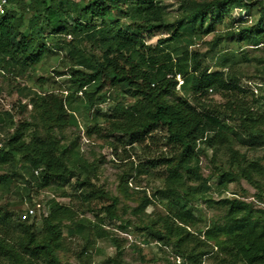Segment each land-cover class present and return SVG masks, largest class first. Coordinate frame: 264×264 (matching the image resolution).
<instances>
[{"label": "trees", "instance_id": "obj_1", "mask_svg": "<svg viewBox=\"0 0 264 264\" xmlns=\"http://www.w3.org/2000/svg\"><path fill=\"white\" fill-rule=\"evenodd\" d=\"M5 1L0 15V75L31 79L28 74L52 48L64 50L70 58V74L65 94L41 92L44 78L34 83L38 92L25 90L32 93L34 114L31 121L19 120L0 140V193L20 190L24 196L19 204L23 205L31 202L33 189L74 179L78 192L75 197L86 206L83 213H94L99 208L107 219L116 220L118 199L108 197L92 183L94 168L84 160L77 143L63 142L64 129L76 124L72 106L77 100L83 101L87 109L110 101L111 115L102 116L103 126L89 129L88 136L107 131L127 139L130 145L148 141L160 144L168 156L162 153L159 158L165 168L164 190L153 198H175L179 211L172 214L169 209L159 222L152 221L143 230L164 246H172L182 261L179 264H200L209 255L216 257L217 264H264V211L251 202L240 198L210 200L209 208L223 211L219 220L203 232L188 231L196 229L201 221L200 215L194 217L197 210L190 204L210 190L208 179L192 163L198 161L205 148L216 144L227 145L229 152L226 167L216 174L217 186L243 180L254 189L256 200L264 204V166L234 151L229 139L244 147L257 144L264 151V112L256 106L255 95L239 86L234 52L217 53L218 70L211 73L204 65V55L179 48L185 33L181 22L189 23L193 34L208 35L235 10L247 14L246 20H238V24L245 25L236 26L225 36L247 46L264 45L263 2L181 0L179 18L165 24L158 0ZM42 22L47 33L38 31ZM155 37L156 42L151 43ZM85 39L94 40L99 57L80 47ZM221 39L217 37L211 43L212 50ZM176 74L182 78L179 90ZM210 90L223 102L210 103ZM112 92L121 93V99L112 97ZM19 110L25 112L27 106L20 105ZM16 169L28 174L23 188L16 184ZM37 169L41 171L35 176ZM185 177L197 185L185 188ZM48 203L39 232L35 217L31 222L23 221L7 204L0 205V264H61L58 252L62 249L63 229L81 231L85 247L79 257L91 246L93 237L110 239L115 243V252L105 264H123L122 248L109 232L79 219L70 206L54 200ZM151 203L143 196L133 214L142 215ZM96 218L102 222L98 215ZM160 222L159 230L155 226ZM211 242L212 246L208 244Z\"/></svg>", "mask_w": 264, "mask_h": 264}, {"label": "rangeland", "instance_id": "obj_2", "mask_svg": "<svg viewBox=\"0 0 264 264\" xmlns=\"http://www.w3.org/2000/svg\"><path fill=\"white\" fill-rule=\"evenodd\" d=\"M77 1L87 2V0ZM180 1L158 0L165 24H171L179 18L181 13ZM251 1H261L264 4V0ZM26 18L28 19L29 16ZM246 19L247 14L243 11H232L228 14L225 23L216 25L215 32L208 35L199 34V36L192 33L189 23L181 22L180 27L185 33L179 48H186L191 53L204 55V65L209 67L208 70L211 73L218 70L215 65L217 53L234 52L236 56L234 73L237 75L238 84L255 95L256 106L264 112V45L247 46L237 38L225 36L227 32L240 25L238 20L241 22ZM243 25L245 24L240 26ZM22 30L25 31V29ZM38 31L48 32L45 22L41 23ZM217 37L222 38L221 42L212 50L211 43ZM156 38H153L151 43H155ZM68 41L69 39H65V42ZM80 47L86 52H93L96 58L100 56V50L96 47L94 40L85 39ZM69 59L64 50L52 48L43 61L35 67V70L28 74L31 79H15L11 75H0V140L13 130L19 120H32L34 114L30 102L32 93L29 95L27 91L28 89H31V92L38 90L34 87L38 78L45 79L41 92L60 91L65 94L68 86V75L70 74ZM182 94L186 98L189 97L187 93ZM111 95L119 99L122 96L119 92H112ZM127 101L129 100L125 99V102ZM208 101L212 104L223 102L221 96L216 92L210 93ZM20 105H26L27 110L20 112ZM112 108V102L106 101L94 108L87 109L83 101L77 100L72 106L76 124L64 129L63 142L66 145L71 141L77 143L84 160L94 168L91 174L92 183L97 188L102 189L108 197L118 199L116 220L107 219L104 214L100 213L99 208H96L94 213L88 211L83 213L82 211L85 210L86 206L75 197L78 192L74 179L51 183L37 191L33 189L30 193L31 202L23 205L19 204L24 196L20 190L13 189L11 193H0V205L7 204L8 208L12 209L16 216L23 221L28 219L31 222L35 217V229L36 232H39L41 218L48 212V202L54 200L61 206L72 207L79 219L96 223L103 230L109 232L110 236L122 248L123 264H179L182 261L175 254L172 246H164L143 230L152 221H158L159 218L165 217L169 209L172 214L179 211L175 198L174 200H166L163 196H159V199L153 198L154 194L164 190L165 168L159 158H161L162 153L166 152V149H163L160 144H152L148 141L130 145L127 139L107 131H101L100 134L93 133L91 136L87 135V131L94 126H103L102 116H110ZM229 139L234 151L240 155H245L248 160L258 161L264 166V160H262L263 147L257 144L244 147L232 137ZM228 154L227 145L216 144L213 148H205L198 161L192 163V166L199 169L201 176L208 179L207 185L210 187L206 194L196 196L190 204L197 210L196 214L193 213L194 217L197 218L199 215L201 217L196 229H188L192 234L197 230L203 232L219 220L223 211L209 208L207 202L210 200L240 198L246 202H251L256 209L264 211V204L256 200L254 189L245 181L241 180L238 183L228 184L226 187L217 186L216 174L220 168L226 167ZM164 157L168 156L164 153ZM13 173L17 186L25 187L27 185L26 180L29 179L28 174L18 169ZM122 179L123 181L120 183ZM184 182L185 188L197 185L195 182H190L186 177ZM143 196L150 198L152 203L142 215H134L133 210L137 208ZM29 208L33 209L34 216L24 218L25 210ZM96 215L102 222H99ZM64 224L69 226V223L64 222ZM157 224L155 228L160 230L161 222ZM119 226H123L125 229H121ZM114 244L110 239L93 237L91 246L79 257V253L85 247L81 231L68 232L67 229H63L62 249L58 252V258L61 264H105V261L111 258L115 252ZM208 244L213 245L212 242ZM217 263L216 257L209 255L203 257L200 264Z\"/></svg>", "mask_w": 264, "mask_h": 264}, {"label": "built area", "instance_id": "obj_3", "mask_svg": "<svg viewBox=\"0 0 264 264\" xmlns=\"http://www.w3.org/2000/svg\"><path fill=\"white\" fill-rule=\"evenodd\" d=\"M6 4V1L5 0H1L0 1V15L3 14V8H4V5ZM175 80L177 81L178 85L176 87L177 90L180 89V83L182 81V78H181V75L180 74H176L175 75ZM210 93H212V90L209 91ZM0 147H1V144H0ZM41 169H37L34 171V175L35 176H38L39 173H40ZM25 217L24 218H31L34 216V211L33 209L29 208V209H26L25 210Z\"/></svg>", "mask_w": 264, "mask_h": 264}]
</instances>
